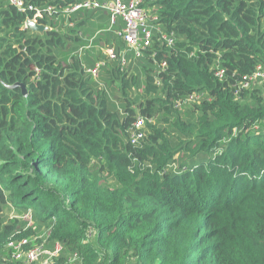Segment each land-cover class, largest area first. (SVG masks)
Returning a JSON list of instances; mask_svg holds the SVG:
<instances>
[{
	"label": "trees",
	"instance_id": "16d2710c",
	"mask_svg": "<svg viewBox=\"0 0 264 264\" xmlns=\"http://www.w3.org/2000/svg\"><path fill=\"white\" fill-rule=\"evenodd\" d=\"M23 1L54 11L0 0V264H264V0H146L139 57L104 9Z\"/></svg>",
	"mask_w": 264,
	"mask_h": 264
},
{
	"label": "built area",
	"instance_id": "2783aa9c",
	"mask_svg": "<svg viewBox=\"0 0 264 264\" xmlns=\"http://www.w3.org/2000/svg\"><path fill=\"white\" fill-rule=\"evenodd\" d=\"M8 2L14 5L19 11L26 12L28 10L32 11V17L28 19L39 23V19H42L45 15H51L54 11L51 6H47L43 9L35 8L31 5L26 4L23 0H8ZM146 6V0H82L76 2L70 6L64 8L65 13H71L79 9H104L109 13V25L114 26L117 21H121L122 25L115 30L116 35L122 40V42L127 46L128 50L132 51L135 57H139L142 53L144 47L150 44L153 25L152 18ZM162 38L166 41L168 45H172L173 39L171 35H162ZM105 53L111 58L115 57V53L112 47L105 50ZM121 63L124 64L125 60L122 58ZM101 64L97 63L93 68L88 69L93 76L97 75L98 68ZM162 66L165 62H162ZM223 70H218L216 76L221 78ZM264 78V67L257 66L256 70L243 78L242 86L247 87L250 82H254L258 79ZM198 95H190L189 100H196ZM143 119L137 117L134 122L135 134L132 136V143L137 142L138 139L142 137V132L140 129L143 126ZM26 240H22L19 244H14L9 242L10 247L15 249H21V246L26 244ZM60 247L55 246L54 251L49 252L42 248V246H35L24 253V261L26 264H36L38 263L39 257L43 254H47L49 257L55 255L59 251ZM22 256V254H17L16 257Z\"/></svg>",
	"mask_w": 264,
	"mask_h": 264
},
{
	"label": "water",
	"instance_id": "95a60500",
	"mask_svg": "<svg viewBox=\"0 0 264 264\" xmlns=\"http://www.w3.org/2000/svg\"><path fill=\"white\" fill-rule=\"evenodd\" d=\"M25 27L30 31L39 32V33H42L44 31L48 30V28L45 25L36 23L30 19L26 20ZM17 86L21 88L23 94H26V89L22 84L16 83L13 85H6V87H8V88H13V87H17Z\"/></svg>",
	"mask_w": 264,
	"mask_h": 264
},
{
	"label": "rangeland",
	"instance_id": "374dc122",
	"mask_svg": "<svg viewBox=\"0 0 264 264\" xmlns=\"http://www.w3.org/2000/svg\"><path fill=\"white\" fill-rule=\"evenodd\" d=\"M93 48L96 50L95 47H90V49H93ZM107 48H109V47L102 46L100 49L102 51H105ZM5 215L12 216V215H14V212L12 210H8V211H5ZM48 262H49V256L47 254H43L39 257L37 264H48Z\"/></svg>",
	"mask_w": 264,
	"mask_h": 264
},
{
	"label": "crops",
	"instance_id": "0c3cea01",
	"mask_svg": "<svg viewBox=\"0 0 264 264\" xmlns=\"http://www.w3.org/2000/svg\"><path fill=\"white\" fill-rule=\"evenodd\" d=\"M117 24H120V25H122L121 21H117Z\"/></svg>",
	"mask_w": 264,
	"mask_h": 264
}]
</instances>
